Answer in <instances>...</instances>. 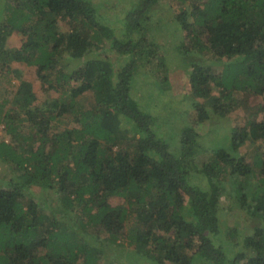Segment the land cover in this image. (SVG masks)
<instances>
[{"label":"trees","instance_id":"obj_1","mask_svg":"<svg viewBox=\"0 0 264 264\" xmlns=\"http://www.w3.org/2000/svg\"><path fill=\"white\" fill-rule=\"evenodd\" d=\"M121 1L116 27L101 0L0 1V264H264V0ZM200 55L217 64L191 63L175 149L176 103L142 104L138 68ZM246 106L228 145L202 144L196 125ZM225 198L246 227L223 230Z\"/></svg>","mask_w":264,"mask_h":264},{"label":"rangeland","instance_id":"obj_2","mask_svg":"<svg viewBox=\"0 0 264 264\" xmlns=\"http://www.w3.org/2000/svg\"><path fill=\"white\" fill-rule=\"evenodd\" d=\"M1 1V0H0ZM101 13L103 18H106L107 21L109 20L110 24L113 27L118 26V19L120 17L119 11L124 8V4L121 0H101ZM160 11L156 12V15L160 14ZM163 13V12H162ZM62 26L64 29H68L69 24L62 23ZM17 39L15 36L11 37L9 40V44L12 46L16 45ZM106 55L110 57L112 60H116L118 55L113 52L109 47L106 48ZM168 51V49H167ZM175 52V51H174ZM173 53V52H171ZM168 54V52H167ZM212 56H206V55H200L199 57H190V62L187 64L182 63L181 61H178L180 64H174V63H167L166 66L162 64L161 61H147L145 60L142 62L138 68L139 73L136 76L135 80V89L137 91H140V94L142 96L141 103L144 105H147L150 102H153L157 104H160V107L168 105L167 103H171L175 101V112L171 114V116L168 117L167 122H162V130L160 131V135H162L164 138L166 137L170 145L177 144L174 140L176 138H173V134L180 135L181 130L183 127L187 124H192L194 119L195 111L190 106L189 100H187L188 95L191 93V84L189 82V73L192 70L191 63L197 62L199 64H204L206 66H209L211 64H217L214 62V60H211ZM121 59V57H120ZM151 60V59H149ZM227 59H222L223 64H225ZM117 64L120 65L121 62L118 59ZM222 65V64H221ZM13 68L20 69L24 71V77L28 78L30 80H33V74L32 68H27L25 65L22 64H13ZM166 68V69H165ZM223 68V67H222ZM165 70H167V74L165 73ZM221 68L218 70L220 71ZM1 77V76H0ZM165 77H167L168 82L163 81L164 88L166 87L165 92H160V89L157 85H152L161 82ZM10 81V82H9ZM10 83V84H9ZM16 83V79L8 76V77H1L0 84L1 88L4 92L8 91V88L10 85H13ZM35 88L37 89V86L35 85ZM218 89L215 88L213 92L215 94L218 93ZM40 96L43 94V91L39 93ZM140 94L137 93L136 97L137 99L140 98ZM47 99H53L57 98L59 96L56 92H45ZM248 102L249 106H253L255 104H259L263 102L262 97L257 98H251ZM84 101L89 102V97L85 98ZM83 102V101H82ZM167 102V103H166ZM170 107V105H169ZM170 109H172L170 107ZM248 110V111H247ZM145 111L148 112V110L145 108ZM248 106L243 107L241 110L234 111L231 116H228L226 119L223 118L216 122V126L212 123L205 122L200 125H196V129L198 130L199 134L201 135V142L202 144H205L206 147L210 146H225L228 145L230 141V132L229 129L235 128L237 125L242 123L243 119H247V117L251 116L252 112H249ZM150 112V111H149ZM151 114V113H150ZM156 115V114H155ZM166 116V115H165ZM156 119L159 118V116H155ZM162 121L161 119H158V122ZM176 146L173 145V148ZM178 148V146L176 147ZM175 148V149H176ZM255 144L251 142H247L246 144L242 145L240 148L241 152H248L249 156L247 157L248 162H252L253 157L255 155ZM210 156H212L211 152L209 151L208 154L204 155V160L208 161ZM203 158H199V160H202ZM4 168V169H3ZM12 169L11 167H2L0 165V174H11ZM225 210L223 211L222 221V228L227 229L229 227H246V223L244 222V217L246 218L245 214H243L242 210H230L229 208V201L227 198H225ZM237 208V207H236ZM239 209V208H238ZM230 214V216H228Z\"/></svg>","mask_w":264,"mask_h":264}]
</instances>
